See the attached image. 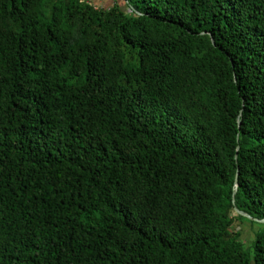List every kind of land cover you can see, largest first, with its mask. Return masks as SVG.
I'll return each instance as SVG.
<instances>
[{
  "label": "trees",
  "instance_id": "obj_1",
  "mask_svg": "<svg viewBox=\"0 0 264 264\" xmlns=\"http://www.w3.org/2000/svg\"><path fill=\"white\" fill-rule=\"evenodd\" d=\"M122 1L0 0V264H264V0Z\"/></svg>",
  "mask_w": 264,
  "mask_h": 264
},
{
  "label": "rangeland",
  "instance_id": "obj_2",
  "mask_svg": "<svg viewBox=\"0 0 264 264\" xmlns=\"http://www.w3.org/2000/svg\"><path fill=\"white\" fill-rule=\"evenodd\" d=\"M92 3L98 8L109 9L115 4H119L121 9L127 11V8L123 4L122 0H85ZM253 226V228H252ZM258 228L257 224L251 223L250 221H244V223H238V230L241 233L240 239L245 243V246H249L253 239V231Z\"/></svg>",
  "mask_w": 264,
  "mask_h": 264
},
{
  "label": "water",
  "instance_id": "obj_3",
  "mask_svg": "<svg viewBox=\"0 0 264 264\" xmlns=\"http://www.w3.org/2000/svg\"><path fill=\"white\" fill-rule=\"evenodd\" d=\"M212 41V40H211ZM213 43V41H212ZM237 177H238V170L236 171V176L234 179V183H235V188L237 187ZM233 212L237 215H240L248 220H253L256 223H264V219L263 220H258V219H252L249 215L245 214L244 212L238 210L236 207L233 208Z\"/></svg>",
  "mask_w": 264,
  "mask_h": 264
}]
</instances>
